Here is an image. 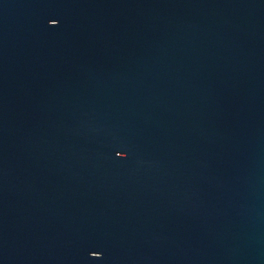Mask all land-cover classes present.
Wrapping results in <instances>:
<instances>
[{
	"label": "water",
	"instance_id": "water-1",
	"mask_svg": "<svg viewBox=\"0 0 264 264\" xmlns=\"http://www.w3.org/2000/svg\"><path fill=\"white\" fill-rule=\"evenodd\" d=\"M0 264H264V0H0Z\"/></svg>",
	"mask_w": 264,
	"mask_h": 264
}]
</instances>
